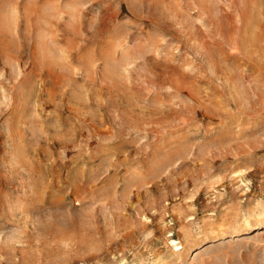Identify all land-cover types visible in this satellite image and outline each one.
I'll return each mask as SVG.
<instances>
[{
    "label": "rangeland",
    "instance_id": "rangeland-1",
    "mask_svg": "<svg viewBox=\"0 0 264 264\" xmlns=\"http://www.w3.org/2000/svg\"><path fill=\"white\" fill-rule=\"evenodd\" d=\"M0 264H264V0H0Z\"/></svg>",
    "mask_w": 264,
    "mask_h": 264
}]
</instances>
